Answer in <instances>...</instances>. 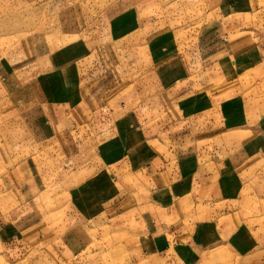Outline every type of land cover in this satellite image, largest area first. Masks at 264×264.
Masks as SVG:
<instances>
[{"label": "rangeland", "instance_id": "1", "mask_svg": "<svg viewBox=\"0 0 264 264\" xmlns=\"http://www.w3.org/2000/svg\"><path fill=\"white\" fill-rule=\"evenodd\" d=\"M115 13L141 17L137 31L131 37L123 34L117 43L109 35V18ZM154 22L151 33L166 30L175 39L172 57L178 65L171 68L172 78L178 69L176 76L183 73L190 83L207 81L199 90L214 96L218 108L229 98L237 113L224 139H234V146L245 143L250 159L241 176H235L229 202L222 201L223 195L216 200L204 194L190 202L172 200L167 214L157 210L161 221L185 231L183 255L169 250L147 259L153 264H264V0H0V73L7 72L13 86L10 97L0 96V264L145 263L138 239L149 204L143 177L125 173L120 195L108 196L103 207L93 206L83 192L90 182H81L97 166L98 144L111 135L101 136L97 118L89 121L83 113L103 107L154 114H149L154 122L148 124V136L156 152L167 156L178 136L179 141L203 136L214 142L205 131L193 132L200 120L205 129L206 117L197 122L175 117L173 104L163 105L162 67L152 63L147 49L156 39L149 38L145 26ZM83 45L90 46L85 48L90 56H80L77 65L83 103L43 109L23 103L29 84L38 82L37 88L58 94L49 74L36 76L41 60L56 49L74 55V48ZM221 123L224 118L219 133H212L217 138L222 137ZM206 150L220 161L233 148ZM107 172L113 174L115 168ZM78 183L80 187L70 188ZM90 206L97 208L92 215ZM223 219L250 242L238 248L207 238L210 224ZM200 224L202 237L195 240ZM69 230L80 246L86 234L88 247L80 254H68L59 245Z\"/></svg>", "mask_w": 264, "mask_h": 264}, {"label": "crops", "instance_id": "2", "mask_svg": "<svg viewBox=\"0 0 264 264\" xmlns=\"http://www.w3.org/2000/svg\"><path fill=\"white\" fill-rule=\"evenodd\" d=\"M109 21L111 24L109 35L114 38L113 42L117 43L121 41L118 38H123V34L127 33L126 37H131L137 31L135 27L140 25L141 17L138 14H132L123 18V15L115 13L109 18ZM155 26L156 22L145 26L147 33L150 31L149 38L156 39L154 45L152 46L150 43L147 49L153 57L152 63L156 62L157 66L162 67L163 82L162 87H160V94L164 102L163 105L173 104L175 117L192 118L195 122H197L196 118L206 117L208 125L204 126L205 129H203L200 120V125L199 123L193 125L195 127L193 132L197 135V133L205 131L206 135L210 137V141L214 142H208V139L204 140L203 136L200 137V140L196 139L195 142H191L188 139L179 141L178 136V140L174 142V147L171 149V154L167 156V152L164 154L156 152L151 143L153 140L148 136V124L154 122V114L148 113L144 116L141 113L143 110L138 111L134 108L124 110L110 108L106 111L103 107L99 109L93 108L83 113L85 117H88L89 121L92 118L94 120L97 118L96 123L99 125L101 136H104V134L111 135L108 139L105 138L98 144L97 149L99 150L100 158L97 159V166L93 168V171L88 172L83 178L84 181L81 182L84 184L90 182L88 186L86 185V188L84 187L83 192L88 194L93 200V206L103 207L102 205L108 202V196L116 199L120 195L122 186L119 183L126 179L125 173H131L133 176L139 174L143 177V186L147 188L149 195L147 215L143 221L144 230L138 238L142 244L141 253L144 254V259L146 260L144 264H153L154 261L151 258L147 259L153 253H167L169 250H173L177 251L179 255H183L181 246L184 243L180 239L185 237V231L179 225L165 223L162 216L163 220L161 221L158 214L156 215L157 210L167 214L173 205H169L172 200L186 199L190 202L191 198L195 200L196 197L204 194L216 198V200L219 199L220 195H223L226 199L222 198V201L229 202L236 186L237 180L235 176H241V170H244L250 159V147H245V143L234 146V139H230L233 142H230L229 139H224V135H227V132L230 131L229 127L233 126V121L230 118L235 117L237 113L234 108H231V102L230 105L228 104L229 98H226L225 102H222L218 108L217 100L214 96L212 97L209 94L205 96L202 94L203 90H199L207 81L202 80L201 82V80L196 79L193 83H190L183 73L176 76L180 73L178 69L175 70L176 72L173 73L174 77L172 78L171 68L178 65V62L172 57L174 47H176L175 39L166 30L155 34L154 32L151 33ZM85 48L89 51L90 46H77L74 49L78 52L74 55H71V51L68 52L67 48L62 50L61 53L54 52L57 49L51 51L43 59V62L41 60L40 67H38L39 63L37 64L36 70L40 68L41 71L37 72L36 76L49 74L50 79L56 81L54 83L56 86L55 91H58V94L54 95V91L53 94L44 92L35 86L36 84L39 85L38 82L35 85H30V81L28 82L29 86H27L26 93L21 95L23 103L30 102L33 106L42 109L46 106L51 108H70L83 103L84 98L79 86L80 82L78 81L80 80V68L77 65L79 64L80 56H82V59H84V56L85 59L90 56ZM247 51L250 52L251 48ZM43 83L44 81L42 85ZM159 85H161L160 82ZM0 86L3 87V89H0V96L10 97L13 86L10 82V77H7V72L0 73ZM59 86H61V95L59 94ZM55 96H57V99L54 98ZM44 114L46 115V113ZM149 114L153 117L152 122L149 121ZM221 118H224L225 123H221L223 128L222 137L217 138L212 133H219L217 127ZM103 121L105 123L104 126ZM174 132L179 133L181 130ZM231 132L236 131L232 129ZM203 143H206L205 146ZM208 143H210L209 146ZM194 145L198 148V154L194 152L196 150ZM204 147L206 149L232 147L233 150L226 153V156L219 161L214 158L215 153L209 155L210 151L203 150ZM189 148L192 149L190 152L182 151L179 156V150H188ZM105 150L107 151L105 152ZM111 150L115 151L108 152ZM246 150L247 155L245 154ZM218 153L219 151H216L217 155ZM203 155L205 160L201 161ZM112 167L115 168V172L107 174V169ZM96 179H98L99 183L95 181ZM92 181L97 186H92ZM108 181L113 182L114 186H112V183L107 184ZM81 183L70 188H78ZM158 203L160 205H157ZM93 206L88 209L89 215L94 214L95 209H97ZM82 212L86 213L87 211L83 210ZM208 229L206 231L207 238L217 244L230 242L239 248L250 242V237L245 232L235 235L238 227L234 229L233 223L229 225L227 219H223L217 224H210ZM70 231L60 237L59 245L68 254H80L88 247L86 245V234L82 237L83 244L80 246L75 233ZM195 231L194 237L197 240V236L200 235V238L202 237L203 224H200ZM161 258L164 259L158 256V259ZM178 259L183 261L181 257Z\"/></svg>", "mask_w": 264, "mask_h": 264}]
</instances>
